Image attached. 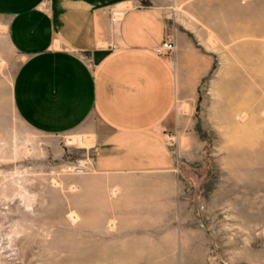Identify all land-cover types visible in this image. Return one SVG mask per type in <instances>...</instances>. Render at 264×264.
I'll return each mask as SVG.
<instances>
[{
	"label": "rangeland",
	"instance_id": "374dc122",
	"mask_svg": "<svg viewBox=\"0 0 264 264\" xmlns=\"http://www.w3.org/2000/svg\"><path fill=\"white\" fill-rule=\"evenodd\" d=\"M133 4L163 7L186 50L176 170L99 174L89 127L29 126L14 99L25 56L0 15V264H264V0Z\"/></svg>",
	"mask_w": 264,
	"mask_h": 264
},
{
	"label": "crops",
	"instance_id": "0c3cea01",
	"mask_svg": "<svg viewBox=\"0 0 264 264\" xmlns=\"http://www.w3.org/2000/svg\"><path fill=\"white\" fill-rule=\"evenodd\" d=\"M122 9L119 20L113 13ZM0 15L25 56L14 99L21 118L46 134L89 127L93 169L162 181L176 170L168 135L183 132L176 112L173 56L154 49L169 38L163 7L133 0H0ZM178 40V39H177Z\"/></svg>",
	"mask_w": 264,
	"mask_h": 264
},
{
	"label": "built area",
	"instance_id": "2783aa9c",
	"mask_svg": "<svg viewBox=\"0 0 264 264\" xmlns=\"http://www.w3.org/2000/svg\"><path fill=\"white\" fill-rule=\"evenodd\" d=\"M176 50V44L175 42L168 38L163 43H161L159 46H157L154 51L156 54L160 56H165V57H171L174 55Z\"/></svg>",
	"mask_w": 264,
	"mask_h": 264
}]
</instances>
